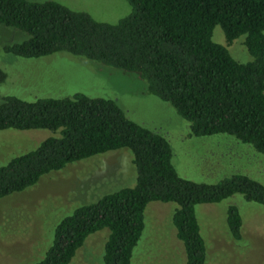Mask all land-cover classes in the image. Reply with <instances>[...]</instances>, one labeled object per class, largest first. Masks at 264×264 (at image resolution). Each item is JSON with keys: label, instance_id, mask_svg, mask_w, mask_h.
Segmentation results:
<instances>
[{"label": "trees", "instance_id": "obj_1", "mask_svg": "<svg viewBox=\"0 0 264 264\" xmlns=\"http://www.w3.org/2000/svg\"><path fill=\"white\" fill-rule=\"evenodd\" d=\"M125 1L129 12L108 24L51 0H0V24L27 35L2 50L22 58L65 51L134 72L147 93L188 123V136L224 133L264 154V0ZM215 25L226 44L243 34L251 60L235 61L224 46L212 42ZM6 128L48 129L59 135L0 165V198L67 163L119 148L129 151L135 171L132 186L62 217L43 256L33 264H68L85 237L101 228L108 230L102 264H130L149 201L175 203L171 222L183 246V264H205L194 205L238 193L264 208V185L245 174L213 183L178 176L167 141L128 119L108 98L79 92L32 101L4 96L0 130ZM224 220L228 238L240 240L241 218L234 205L227 206Z\"/></svg>", "mask_w": 264, "mask_h": 264}, {"label": "rangeland", "instance_id": "obj_2", "mask_svg": "<svg viewBox=\"0 0 264 264\" xmlns=\"http://www.w3.org/2000/svg\"><path fill=\"white\" fill-rule=\"evenodd\" d=\"M45 1V0H28ZM82 11L97 22L115 23L129 12L125 0H51ZM27 35L0 24V100L15 96L25 101L63 98L75 92L113 100L133 122L160 134L171 150L170 162L178 176L193 182L213 183L240 173L264 185V154L224 133L188 136V123L173 108L145 91L134 72L102 64L80 55L57 51L22 58L2 50ZM212 42L224 46L235 61L251 60L241 34L226 44L218 25ZM264 92V88H263ZM58 131L48 129L0 130V165L34 149ZM126 148L110 150L65 164L39 177L26 189L0 198V264H33L51 242L54 225L80 205L106 193L132 186L134 167ZM234 205L241 218L240 240L228 238L225 212ZM173 202L149 201L143 210V229L131 250L130 264H183V246L175 235ZM205 246V264H264V208L238 193L218 202L194 205ZM108 230L89 233L68 264H102Z\"/></svg>", "mask_w": 264, "mask_h": 264}]
</instances>
